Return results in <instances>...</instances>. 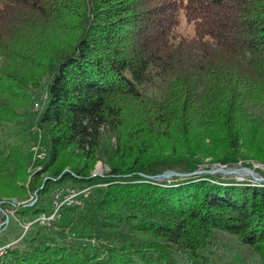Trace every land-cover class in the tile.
Here are the masks:
<instances>
[{"label":"trees","instance_id":"trees-1","mask_svg":"<svg viewBox=\"0 0 264 264\" xmlns=\"http://www.w3.org/2000/svg\"><path fill=\"white\" fill-rule=\"evenodd\" d=\"M10 126L28 137L0 147V200L30 193L18 207L35 218L53 189L83 194L0 264H226L250 251L264 264V184L154 178L264 164V0H0V133Z\"/></svg>","mask_w":264,"mask_h":264},{"label":"rangeland","instance_id":"rangeland-1","mask_svg":"<svg viewBox=\"0 0 264 264\" xmlns=\"http://www.w3.org/2000/svg\"><path fill=\"white\" fill-rule=\"evenodd\" d=\"M176 32L180 35L190 37L193 34V25L191 23H189L188 21H186V19L184 17H181L178 28L176 29ZM39 93L41 94V91H39ZM38 108H39V103H38V99H36L34 102V105H33V109L36 110ZM6 132H7V134L0 133V147L5 142H16V141H19V139H26L28 137V135L26 134V131H24V130L20 131L19 128L15 127V126H10V128L8 130H6ZM31 137H33L31 139L32 140L31 141L32 142L31 153L33 156L34 153H37V151L41 150V144L43 146V141L39 137L41 144L40 143L34 144V142L36 140H38V137L36 139V134H34V136H31ZM41 154H42V151L39 152L40 156H41ZM39 157H37V159ZM33 160H36V159H34L32 157V161ZM239 165H241V164H239ZM213 167L214 168L218 167V165L217 164L210 165L208 167H204V168L202 167V169H211ZM244 167H248V166H244ZM248 168L252 169L258 175L264 176V164L254 163L252 167H248ZM107 171H108L107 165H105L103 163V161L97 160L96 163L94 164V167H93L91 173L94 176H96V175L100 176V175H103ZM218 174H222L223 175L222 178L224 180H237V181H243L246 179L249 180L248 176H244V175L239 176L236 173H230V174L218 173ZM261 184H263V183H261ZM32 197H33V195H31L29 193V195L22 196L19 200L17 198H15V199L14 198H2L3 200H0V202H2V201L6 202L5 204H2L5 207H7V206L9 207V202H12V201H15L19 204L20 203H24V204L29 203L30 204ZM41 199H43V202L45 204H47L48 208H51L50 206H52V200L53 199H51L49 197L45 198L44 196L41 197ZM32 203H33V201H32ZM27 207H28L27 205H25L22 208L14 207L12 213L8 212L7 227L2 232H0V249L3 247H9L11 245H15L17 243H20L23 238L34 236L37 231H39V235L41 238H43V239L45 238L44 236L46 235L47 230H45L43 228L32 227V226H38L37 223L36 224L32 223V225L28 226V222H29V220H31L33 218V216H31V213H29V210ZM38 216H41V214ZM59 221H61L62 223H65L66 219L62 216L59 218ZM50 227H54V226L52 225ZM55 228H56V226H55ZM59 232L62 233L60 229H59ZM65 233H66L67 239L72 240V238H74V233H72V232L69 233V231H66ZM83 237H89V236L87 233H85V235H83ZM79 239H80V237H76L73 239V241L74 240L79 241ZM85 239H88V238H85ZM9 243H12V244L9 245ZM88 244H90V242H88ZM3 250H4V248L0 250V255L2 254ZM252 257H253L252 251H250L244 255L235 254L232 258H230V260L226 264H249V260Z\"/></svg>","mask_w":264,"mask_h":264},{"label":"built area","instance_id":"built-area-1","mask_svg":"<svg viewBox=\"0 0 264 264\" xmlns=\"http://www.w3.org/2000/svg\"><path fill=\"white\" fill-rule=\"evenodd\" d=\"M40 136H38L39 138ZM41 138V137H40ZM40 141V139H39ZM40 151H44V147L41 144V150L37 151V153L33 154V158L37 159V154ZM79 194H83V189L78 190L74 187H65L64 189H53L52 191V211L51 213H42L41 217H35L32 220H29L28 226L30 223H37L40 227H49L51 226L54 221L60 216V209L62 206H70V205H80L81 201L78 198ZM6 202H0V232H2L7 227V220H8V212L10 208V204L14 202H9V207H5L2 204ZM7 211V212H6ZM86 242H90V244L95 243L94 238L85 239Z\"/></svg>","mask_w":264,"mask_h":264},{"label":"water","instance_id":"water-1","mask_svg":"<svg viewBox=\"0 0 264 264\" xmlns=\"http://www.w3.org/2000/svg\"><path fill=\"white\" fill-rule=\"evenodd\" d=\"M231 167H236L238 169H240L241 171H243L245 173L246 176L249 177V179L253 182V184H264V176H260L262 177V180H256L251 174H249V171H253L252 169L248 168V167H244L242 165L239 164H230V165H218V167H213L211 169H196L190 173H182V172H177L174 170H165L162 174H159L157 176H155L154 178L156 179H165V178H171V177H182L185 175H192V174H201V173H223L224 169H228ZM254 172V171H253ZM257 174V173H256ZM32 203V202H31ZM30 203V204H31Z\"/></svg>","mask_w":264,"mask_h":264},{"label":"bare ground","instance_id":"bare-ground-1","mask_svg":"<svg viewBox=\"0 0 264 264\" xmlns=\"http://www.w3.org/2000/svg\"><path fill=\"white\" fill-rule=\"evenodd\" d=\"M40 155L39 154H37V157H39ZM40 158V157H39ZM250 173L249 174H251L256 180H262V177H260L258 174H256L255 172H253V171H249ZM224 174H230V173H236L237 175H239V176H246L245 175V173L243 172V171H241L240 169H238V168H236V167H231V168H228V169H224V172H223ZM12 202H14L13 204H10V208H9V213H12V211H13V209H14V207H18L20 204L19 203H17V202H15V201H12ZM38 217H41V216H38ZM8 223V222H7ZM36 224V223H35ZM30 225H32V223H30ZM27 229V228H26ZM10 244V243H9ZM4 249L6 248V247H3ZM3 248H1V249H3ZM0 249V250H1Z\"/></svg>","mask_w":264,"mask_h":264}]
</instances>
